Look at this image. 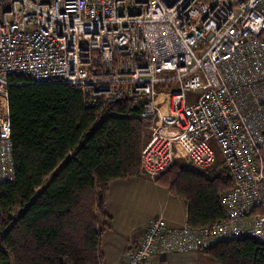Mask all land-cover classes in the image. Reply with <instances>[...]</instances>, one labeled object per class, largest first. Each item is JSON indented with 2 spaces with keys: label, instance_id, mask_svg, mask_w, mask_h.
I'll return each mask as SVG.
<instances>
[{
  "label": "built area",
  "instance_id": "obj_1",
  "mask_svg": "<svg viewBox=\"0 0 264 264\" xmlns=\"http://www.w3.org/2000/svg\"><path fill=\"white\" fill-rule=\"evenodd\" d=\"M26 82L70 83L89 106H140L150 132L141 169L153 180L177 155L232 178L223 219L154 217L120 264L235 237L264 242V0H0V183L15 178L9 89Z\"/></svg>",
  "mask_w": 264,
  "mask_h": 264
},
{
  "label": "trees",
  "instance_id": "obj_2",
  "mask_svg": "<svg viewBox=\"0 0 264 264\" xmlns=\"http://www.w3.org/2000/svg\"><path fill=\"white\" fill-rule=\"evenodd\" d=\"M9 103L15 178L0 183V264H105L110 183L141 174L150 138L141 107L127 98L89 106L65 82L12 85ZM155 181L187 202L188 225L225 217L221 198L233 180L224 169L174 163ZM199 251L221 264H264V242L253 236Z\"/></svg>",
  "mask_w": 264,
  "mask_h": 264
},
{
  "label": "crops",
  "instance_id": "obj_3",
  "mask_svg": "<svg viewBox=\"0 0 264 264\" xmlns=\"http://www.w3.org/2000/svg\"><path fill=\"white\" fill-rule=\"evenodd\" d=\"M115 181L117 180L115 179L111 182L112 185ZM111 183L106 203V211L110 216V231L121 233L122 228L130 219V216H127L129 212L136 211L138 215L142 214L141 222L137 223L138 221H136L130 227L128 233L125 234L129 236V239L126 240L120 255L125 252L131 242H137L141 239L147 223L154 217L164 216L171 226H180L187 223L188 204L184 199L175 196L169 187L156 182V186L159 187L156 188L161 191L156 202L154 197L147 191L144 193H131L120 189L112 195ZM136 232L138 233L135 234ZM207 257L209 255L199 250L185 253L172 252L163 256H155L151 264H203L204 259H207ZM119 258L115 259L116 263L114 261L111 264H120L123 258L120 261ZM104 260V263L108 264L105 255Z\"/></svg>",
  "mask_w": 264,
  "mask_h": 264
},
{
  "label": "rangeland",
  "instance_id": "obj_4",
  "mask_svg": "<svg viewBox=\"0 0 264 264\" xmlns=\"http://www.w3.org/2000/svg\"><path fill=\"white\" fill-rule=\"evenodd\" d=\"M197 96L198 93L195 92L189 93L190 100H192ZM216 152L218 156L217 163H220L222 160L221 153L219 152L218 149H216ZM175 164H178L180 167L187 166L185 159L180 155L176 156ZM116 180L117 181H115L113 185L111 183L112 195L113 193H116V191L120 189L124 190V192L127 191L131 193H144L147 191V193L151 194L152 197H154V200L157 202V197L158 195H160L159 192H161L159 189L156 188L158 187L156 186L157 185L156 181L151 179L148 175L143 174L142 172L140 175L134 177L124 178V179L120 178ZM127 216H130V219L126 223V225L122 228L121 233L110 231V227H109L110 218L101 219V225L104 228L103 238H102V251L103 254L105 255V259L108 264H111L114 261H115L114 263H116L115 259H118L120 257L119 258L120 261L124 257L125 252H123L122 255L120 254L124 248V244L126 243V240L129 239V236H126L125 234L128 233L130 227H132L133 224L136 223V221H138L137 223L141 222L142 214L138 215L136 211L129 212ZM4 233L5 232H0V239ZM137 233L138 232H136L135 234ZM203 264H221V263H219L217 260L209 256L207 257V259H204Z\"/></svg>",
  "mask_w": 264,
  "mask_h": 264
}]
</instances>
